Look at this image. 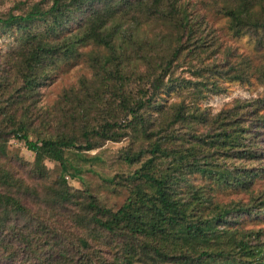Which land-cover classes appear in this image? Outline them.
Returning a JSON list of instances; mask_svg holds the SVG:
<instances>
[{"label": "trees", "instance_id": "obj_1", "mask_svg": "<svg viewBox=\"0 0 264 264\" xmlns=\"http://www.w3.org/2000/svg\"><path fill=\"white\" fill-rule=\"evenodd\" d=\"M41 4L0 15V37H11L12 50L19 56L9 55L15 66L9 77L0 76L1 91L8 89V99L28 104L59 63L79 57L80 49L89 46V58L108 76L114 100L105 106L111 111L109 118L86 125L80 138L56 133L37 134L35 140L29 138V108L18 117L0 104V156H7V142L16 139L32 153L37 176L45 174L44 160L57 163L53 202L69 207L81 225L62 229L54 218L26 206L19 198V178L0 165V264H19V252L29 264H264L261 233L239 227L236 220L251 210L239 203H218L213 195V186L248 189L263 170V165L238 163L264 161V150L258 146L264 135V95L213 115L182 100L168 108L163 125L150 120V109L161 106L156 99L160 94L191 82L173 76L171 66L203 43L206 46V34L213 30L205 22L208 12L223 18L233 36L247 35L255 39L257 51L263 49L264 0ZM144 25L155 27L153 37L141 36ZM208 45L217 49L220 43L211 38ZM141 63L145 68L139 71ZM240 64L229 65L230 79L238 77ZM245 66L255 72L264 90V56L254 65L247 60ZM212 68L207 75L221 78L224 72ZM130 77L136 83L133 93L124 90L123 81L130 82ZM192 85L197 95L205 88L220 89L215 80L205 78ZM130 134L144 144H131L119 154L123 162L137 167L115 176L127 185L118 208L105 207L86 189L69 188L65 175L90 171L101 161L83 151ZM193 175L209 184H193ZM259 207L264 210V201Z\"/></svg>", "mask_w": 264, "mask_h": 264}, {"label": "rangeland", "instance_id": "obj_2", "mask_svg": "<svg viewBox=\"0 0 264 264\" xmlns=\"http://www.w3.org/2000/svg\"><path fill=\"white\" fill-rule=\"evenodd\" d=\"M201 1L204 2V0ZM38 2H42V6L48 4V0H0V15H5L9 11L20 13ZM203 6L205 5L203 4ZM201 7L202 5L199 4L198 8ZM205 22H208V25L213 28L211 32L206 34V46L211 38L218 40L220 46L216 49L209 47V45L206 47L203 43L201 48L195 50V53L176 59L172 63L173 76L191 82L189 85L184 84L170 90L169 93H162L159 98H156L161 106L150 109V120L153 121L154 125H163L167 120L168 108L173 103L182 100L186 104L196 105L209 115H213L222 109L235 105L237 102L252 100L264 95L263 87L256 78L255 72L245 66L247 60L253 65L262 60L264 47L257 51L255 39L249 38L247 35L233 36L226 29L225 20L215 18L211 12L206 14ZM145 26H142L144 33H141V36L153 37L152 32L156 31L155 27ZM14 46L15 43L12 42L11 37L7 35L0 37V76L9 77L14 70L15 64L13 61L11 62L9 57L11 54L12 56L14 54L15 59L19 57L16 49L12 50ZM90 54L93 55L91 47L87 46L80 49L79 57L59 63L51 77L38 88V92L28 104L17 102L16 98L8 99V89L6 92H2L3 86H0L1 106H5L7 110H11L18 117L23 114V108H29V122L31 123L29 138L31 140H35L37 134L53 135L56 133H71L80 138V132L86 125L101 123L104 119L109 118L108 114L111 111L106 110L105 106L113 99L111 87H108L110 80L107 79L108 76L103 73L101 68L89 58ZM240 62V74L237 75L238 77L230 79L233 70L229 68V65L238 66L237 64ZM211 67H213V71L224 72L221 74L222 77L208 76ZM138 68L139 71L143 70L145 65L141 63ZM128 70L132 71L133 68L128 67ZM198 74L207 77L198 78ZM204 78L210 81L215 80L220 89L215 91L205 88L201 95H197L192 84ZM130 79V82L124 79L123 82L126 84L124 90L133 93L136 83L131 77ZM179 82L183 81L180 80ZM198 130L201 131L203 128ZM138 143L144 144V140L141 138L134 139L130 134L121 141H106L98 149L83 151L87 156L98 155L101 161L92 164L90 171H81L74 177L65 175L67 185L71 190L84 191L86 189L105 207L118 208L126 198L127 185L115 176H117L116 174L124 175L137 167L136 163L128 165L123 162L119 154L129 145L134 144L135 146ZM258 146L264 150V135H262ZM6 152V157L0 156V165L13 171L15 177L19 178V198L21 201L31 209L46 214V217L54 218L55 222L62 225V229L64 227L74 228V224L81 229L80 223L71 213L73 211L69 207L59 206L53 202L51 189L56 187L58 164L44 160L45 174L39 177L33 170V155L25 148L22 141L9 139ZM238 164L253 168L263 165V170L259 172V177L253 181L248 189L213 186L214 200L227 206L237 203L247 206L251 212L238 216L236 220H238L239 227L245 230H258L264 243V210L259 207V204L264 201V161L256 160ZM190 179L195 185L209 184L206 183L204 177L199 175H193ZM78 200L82 201V199ZM42 241L43 237H40L39 244ZM45 254L47 258L50 250H47ZM19 258V264H29V260L23 252H19Z\"/></svg>", "mask_w": 264, "mask_h": 264}]
</instances>
